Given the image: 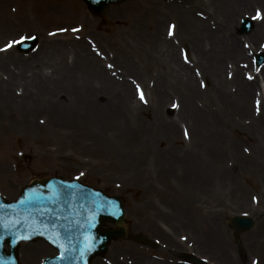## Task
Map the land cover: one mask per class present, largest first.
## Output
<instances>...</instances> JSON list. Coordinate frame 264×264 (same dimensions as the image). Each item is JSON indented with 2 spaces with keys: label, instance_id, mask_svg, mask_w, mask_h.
<instances>
[{
  "label": "bare ground",
  "instance_id": "bare-ground-1",
  "mask_svg": "<svg viewBox=\"0 0 264 264\" xmlns=\"http://www.w3.org/2000/svg\"><path fill=\"white\" fill-rule=\"evenodd\" d=\"M58 1L61 5H56L49 0H0V22L12 11L24 20L31 18L29 15H33L49 23L66 21L67 18L79 19L85 23V37L79 41L71 40L63 43L58 41L60 44L55 47L51 42L56 39L51 41L50 37L43 35V48L36 51L37 56L49 53V49L57 50L63 55L72 52L75 60L73 72L55 80L59 89L67 81L77 82V92H74V99L72 98L73 105L70 98H66L69 105L68 111H65L60 103L61 106L58 104L45 106L42 113L48 117L46 122L48 127L62 131L66 122L64 117L69 116L66 117L70 119L69 126H71L70 123H75L73 128L79 138L88 141L93 139L94 131L83 125L80 119L94 121L95 125L96 122L101 121L103 125L116 131V141H112L109 150L119 170L146 183L150 181V179L148 181L150 175L148 171L152 169L145 165L147 154L152 148L151 138L155 139L157 134L163 135L159 139L171 142V145H167L165 149L158 152L155 162L157 166L154 170L157 176L161 174L164 177L169 176L174 168L172 159L175 158L176 161L183 163L182 172L186 178L189 176L192 178L189 181L205 183L211 190L217 182L231 185L237 179L232 168L227 170L228 158L225 156L228 154L237 155L242 159L241 162L253 165L252 156L258 153L264 161V105L255 108L258 95L264 99V95L262 96L260 92V83L264 84V67L258 71L253 66L252 60L246 57L250 54L249 52H253L254 55L258 51L264 52V48H258L259 42L262 38L264 39V0H188L180 4L178 0H135L107 10V21L111 24L127 23L125 27H121L120 32L111 27L104 28L101 23L93 22L94 20H88L86 11L79 0ZM11 2H15L14 8L11 7ZM258 10L260 17L257 14ZM250 16L254 22L253 32L246 36L239 35L236 19L239 21ZM164 19L177 21V24H172L173 27L175 26L172 34H170L169 26L167 32H164ZM93 25L96 29L108 30L114 35L95 32L92 35L88 28H92ZM8 27L9 25L5 24L2 32H6ZM150 29L152 32H149ZM54 34L55 37L59 36L60 30ZM88 38L92 39L88 40ZM112 47H115L117 51L112 61L114 71L118 72V64L122 58L127 61L131 56H136L138 59L130 61L129 69L125 70L126 73L138 69L137 65L142 70L152 69L150 66L154 65L157 67L158 79L154 92L150 91L151 99L156 101L157 105L154 106L159 110L162 103L166 101L168 92L171 91L182 107L176 112V116L178 121L180 118L179 122L184 123L190 136L188 145L184 146L188 148V151H183L184 154H181L184 148L176 147L178 142L175 133L176 120L167 121L160 117L161 124L146 125L147 123L137 120L133 127L130 125L134 112H142L144 104L133 98L127 89V83L124 81L120 83L116 79L113 81L109 76V73L113 71L107 70L108 67L106 68L104 63L107 58L109 61L112 60L110 54H106ZM182 47L184 50L181 49ZM0 51V58L1 56H7L8 59L16 57L15 48L5 50L0 47ZM122 52H124L123 55H121ZM180 52L187 53V63L182 59ZM201 78L205 86L199 83ZM136 80H132V83ZM112 81V86L114 84L115 87L120 86L119 93H116L113 98L114 101L110 102L107 98H103L104 103L96 100V98H102L104 92H108V86ZM145 83L147 86L150 85L149 81ZM12 99L11 93L5 89L0 92V114L4 118L13 113L10 102ZM4 105L10 110L4 109ZM20 107L23 110V107ZM188 107L190 112L185 118V113L189 111ZM261 112L263 114L258 119L257 116ZM24 115L26 114H21L23 118ZM209 122L213 125L211 126ZM245 122L249 124L247 127H244ZM233 124L249 134L238 136L233 133ZM28 128H31V122ZM229 132L233 134L231 137L228 135ZM99 134L98 139L94 141L96 145H101L100 142L104 140L103 134ZM239 140H245L244 154L240 152ZM163 143L161 140L160 145ZM138 154L142 156L138 158ZM149 186L150 184L147 191ZM192 188L190 185L186 187V194L192 195L188 196V200L194 199L197 202L200 196H198L199 191L195 194ZM181 194L184 197L185 194L183 192ZM204 205L208 206V203ZM246 206L254 211V217L259 222L248 234L247 245L252 251L251 260L254 259V264H264V194L261 192V198L257 200L255 206L247 201L244 207ZM149 207L152 220L148 225L150 228L148 232H153L151 237L160 240L166 244V247L170 242L173 251L182 250L177 240L180 235L175 231L179 230L181 225L188 229L185 236L189 238L188 234H190L194 241L193 246H197V248L194 247V253L204 250L205 255H217V252L222 249L221 246H226L214 219L205 218L201 225L202 233L198 234V231L191 232L185 221L178 220L179 215L177 217L167 215L151 202ZM147 208L145 204L144 209ZM169 218L176 221L170 222ZM159 223L163 228L171 229L172 234L160 230ZM171 224H173L172 227ZM195 225L198 227L200 224L196 222ZM155 233H157L156 236ZM23 252L41 254L43 248L39 246L33 249L24 248ZM113 255L114 253L111 254ZM139 255L135 258V264H164L154 256L142 252ZM31 260L33 256L24 257L23 262L33 264Z\"/></svg>",
  "mask_w": 264,
  "mask_h": 264
},
{
  "label": "rangeland",
  "instance_id": "rangeland-1",
  "mask_svg": "<svg viewBox=\"0 0 264 264\" xmlns=\"http://www.w3.org/2000/svg\"><path fill=\"white\" fill-rule=\"evenodd\" d=\"M49 1L56 3V5H61L58 0ZM79 1L86 11L88 20H94L93 22L101 23L104 28L111 27L120 32L122 31L121 27H125L127 23L111 24L107 21V10L135 0H122L123 2L120 4L111 5L106 8L102 15L94 14L83 0ZM184 1L188 0H178V3L180 4ZM14 3H10L12 8L16 6ZM259 13L260 11L258 10L257 14L259 15ZM29 16L31 18L24 20L20 15L18 16L10 11L7 17L0 22V47L5 50L15 48L16 51L15 58L8 59L7 56H1L0 58V92L5 89V91L11 93L13 98L10 101L13 113L8 115L7 118L0 114V194L8 201H15L19 198L23 188L33 180L61 177L66 180H78L109 195L122 198L127 215L128 237L124 240L113 242L109 248L110 251L96 259L95 264H135V258L140 256L139 253L141 252L149 256H157L165 264H196L192 263L193 260H197L194 259L195 257L201 259L203 261L202 264H254V259L251 260L252 251L247 245L248 234L254 228L237 233L232 228L231 219L235 216L247 215L255 221V227L259 224L258 219L254 217V211L248 206L244 207V205L247 201L255 206L257 200L261 198V192L264 194V161L260 156L261 154L257 153L252 156L254 159L253 165L241 162L242 159L237 155L228 154L225 156L228 158L227 166L229 167L227 170L232 168L237 179L231 185L217 182L216 186L211 190L205 183L189 181L192 178L190 176L186 178L183 174L181 167L183 163L179 160L176 161L175 158L172 159L174 168L169 176L164 177L163 174L157 176L154 170L157 166L155 162L158 152L165 149L167 145H171L169 140L159 139L163 135L157 134L155 139L151 138L152 148L148 150L149 153L145 164L146 167H152L151 171H148V175L150 173L148 177V181L150 179L149 183L133 175L123 174L119 170L117 162H114L115 160L109 150L112 143L116 141L115 137H117L114 129L103 125L101 121L100 123L96 122L95 125L94 121L80 119L83 125L89 127L92 132L94 131L93 139L87 141L79 138L78 133L73 128L75 123H70L71 126H69L70 119L66 118L69 116L64 117L65 126L60 131V129L56 130L53 127H48L46 125L48 117L42 113L45 106L54 104H62L65 111H68L69 105H67L66 98H70L71 105H73L72 98L74 99V92H77L78 86L77 82L69 83L67 81L59 89V85L55 80L64 78L68 76L67 74L73 72L75 64L74 54L70 52L63 55L57 50L49 49V53L37 56L36 51L39 48H43L44 45L43 35L50 37L51 41L56 39L51 42L55 47L60 44L58 41H62L61 43L71 40L79 41L85 37V23L79 19L77 21L76 19L70 20L68 18L66 21L49 23L33 15ZM251 17L239 19V21L236 19L235 23L239 25L237 30L239 35L246 36L253 32L252 30L249 34L242 33L243 23L246 20L252 21ZM164 21V32H167L169 26L170 34H172L175 29L172 24H177V21L175 19H171V21L164 19ZM5 24L9 25V29L5 30L6 32H2ZM88 29L89 31L91 30L90 34L92 35L94 32L103 33V35H114L113 33L110 34L108 30L96 29L94 25ZM58 30H60V35L55 37L54 33L58 32ZM144 32L146 33L145 30ZM149 32H152V30L150 29ZM33 37L37 39L34 51L23 54L16 49L21 41ZM90 39L92 38H88V40ZM262 42H264L263 38L259 42L258 48H264V43L261 45ZM106 45L109 46V44ZM184 48L187 49L185 46ZM184 48L182 47L181 49L184 50ZM107 53L112 58L110 61L107 58L104 63L105 67H108L107 70L113 71L109 73V76L112 77L113 81L116 79L120 83L123 81L127 83V89L133 98L144 104L142 112H134L130 125L133 127L137 120L147 123L146 125L161 124L160 117L167 121L176 120L175 133L178 140L176 147L184 148L181 150V154L185 153L183 151H188V148L184 146L185 144L188 145L190 136L189 132L187 133L188 130L186 131L185 129L184 123L179 122L180 118L179 121L177 119L176 112L181 110L182 107L175 100L174 94L171 91L168 92L166 101L162 103V107L159 110L158 107L156 109L154 106L157 105L156 101L151 99L150 91L154 92L158 79L157 67H154V65L153 67L150 66L152 69L142 70L137 65L138 69L126 73L127 71L125 70L129 69L130 61L138 59L136 56H131L130 59H127V61L129 60L128 62L122 58V61L118 64L117 72L112 68V61L117 53L115 47L108 49ZM249 53L246 57L252 60L253 66L260 71L264 67V63L258 67L256 58L258 56H263L264 58V52L258 51L255 55L253 52ZM180 55L187 63V53L180 52ZM180 55L178 56L180 57ZM132 80H136V82L132 83ZM113 81L108 86V92H104L103 97L96 98V100L103 103V98L109 99L110 102L114 101L113 98L116 93H119L120 86L115 87V84L112 86ZM148 81L150 85L147 86L145 82ZM199 83L205 86L202 78ZM121 88H124V86H121ZM260 90L263 96V83H260ZM44 96L46 97L44 98ZM141 96H143V99H141ZM263 105L264 99H261V96L258 95L255 108H260ZM20 106L23 107V110L20 109ZM3 107L6 110H10L5 105ZM188 109L189 111L185 113V118L189 115L190 108L188 107ZM22 113L26 114L24 118L21 116ZM262 114L263 112L258 114L257 118L259 119ZM71 119L74 120L73 118ZM29 121L31 122V128H28ZM209 123L211 126L213 125L212 122ZM245 125L244 127H247L249 124L245 122ZM232 129L233 133L238 136L249 134L242 130L241 127L238 128L236 124H233ZM99 133L103 134L104 140L100 142L101 145H96L94 141L100 136ZM228 135L231 137L233 134L229 132ZM152 136L155 137V135ZM161 140L164 142L162 145H160ZM244 144L245 140H239V148L242 154L245 152ZM137 156L140 158L142 155L138 154ZM158 170L160 171V169ZM148 184H150L149 191H147ZM188 185L193 187L195 194L199 191L198 196H200L197 198L199 202H195L194 199L188 200V196H192L191 194H186ZM181 192L185 194L184 197ZM149 202L167 215L175 217L179 215L180 218L178 220L185 221L190 231H198V234L202 233L201 225L205 218L214 219L213 221L219 227L222 235L221 239L226 246H221L222 249L217 252V255H205L204 250L200 253H194V247L197 248V246H193L194 241L190 234H188L189 238L185 236L188 233V229L181 225V228L175 231L180 235L177 240L182 250L173 251L170 246L167 249L163 242L151 237V234H154L153 232H148V229H150L148 225L152 220ZM203 203H208V206ZM145 204L148 206L147 209H144ZM169 220L170 222L176 221L173 218H169ZM196 222L200 224L198 227L195 225ZM158 226L160 230L168 232L163 227L161 228L160 223ZM158 236L161 235L158 234ZM36 246L42 247L43 253L35 255L32 252L22 253L24 248L33 249ZM110 253H114V255L111 256ZM55 255H57L56 250L44 242L23 244L20 249V262L24 264V257L33 256V260H31L33 264H43L46 258ZM164 260L168 261V263ZM173 260L175 262H172Z\"/></svg>",
  "mask_w": 264,
  "mask_h": 264
},
{
  "label": "water",
  "instance_id": "water-1",
  "mask_svg": "<svg viewBox=\"0 0 264 264\" xmlns=\"http://www.w3.org/2000/svg\"><path fill=\"white\" fill-rule=\"evenodd\" d=\"M85 1L101 14L107 6L122 0ZM244 30L249 31L247 24ZM34 44L31 41L23 47L31 51ZM124 220L123 203L118 197H109L77 181H35L25 188L17 203H8L0 196V264H19L20 244L40 239L50 242L61 254L47 259L45 264H91L107 251L110 242L125 237L126 231L121 227ZM107 222L116 224L118 229L104 230ZM233 224L244 231L254 223L250 218L237 217ZM5 245L11 247L9 254Z\"/></svg>",
  "mask_w": 264,
  "mask_h": 264
},
{
  "label": "snow or ice",
  "instance_id": "snow-or-ice-1",
  "mask_svg": "<svg viewBox=\"0 0 264 264\" xmlns=\"http://www.w3.org/2000/svg\"><path fill=\"white\" fill-rule=\"evenodd\" d=\"M141 99H143V96H141Z\"/></svg>",
  "mask_w": 264,
  "mask_h": 264
}]
</instances>
